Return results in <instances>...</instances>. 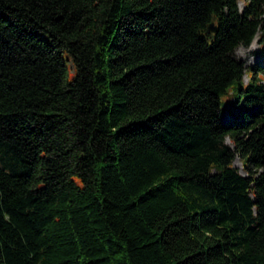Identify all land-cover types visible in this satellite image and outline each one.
Segmentation results:
<instances>
[{
  "label": "trees",
  "instance_id": "obj_1",
  "mask_svg": "<svg viewBox=\"0 0 264 264\" xmlns=\"http://www.w3.org/2000/svg\"><path fill=\"white\" fill-rule=\"evenodd\" d=\"M241 2L0 0V264H264V49L233 53L264 0Z\"/></svg>",
  "mask_w": 264,
  "mask_h": 264
},
{
  "label": "rangeland",
  "instance_id": "obj_2",
  "mask_svg": "<svg viewBox=\"0 0 264 264\" xmlns=\"http://www.w3.org/2000/svg\"><path fill=\"white\" fill-rule=\"evenodd\" d=\"M242 4L241 0H238V6L240 7ZM263 16H264V10H263ZM264 49V32H256L249 42V44L246 45H237L233 49V53L236 58L240 59L244 66L249 67V65L254 64L256 61L259 63H263V59L260 56V49ZM66 64L68 66V73L67 76L71 78L73 76L72 70L69 67L68 60L66 61ZM248 77V73L245 71L242 74V81H246ZM261 82L264 84V80H261ZM233 87H229V92L222 95V105H221V118H226L228 116L227 111L229 108H231L230 100L234 98V94L231 93V90H233ZM226 141L231 144L230 140L226 138ZM232 164L235 165L240 172H244L242 163L240 161V158L236 154L233 157Z\"/></svg>",
  "mask_w": 264,
  "mask_h": 264
},
{
  "label": "water",
  "instance_id": "obj_3",
  "mask_svg": "<svg viewBox=\"0 0 264 264\" xmlns=\"http://www.w3.org/2000/svg\"><path fill=\"white\" fill-rule=\"evenodd\" d=\"M213 28H214V26H213V24L210 22V23H209V29L212 30Z\"/></svg>",
  "mask_w": 264,
  "mask_h": 264
}]
</instances>
